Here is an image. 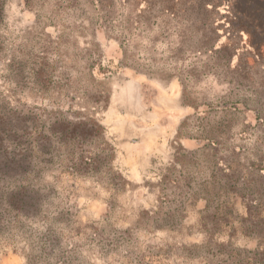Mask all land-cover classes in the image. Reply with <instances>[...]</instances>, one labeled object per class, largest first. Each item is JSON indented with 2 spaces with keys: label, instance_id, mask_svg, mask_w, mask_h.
<instances>
[{
  "label": "rangeland",
  "instance_id": "1",
  "mask_svg": "<svg viewBox=\"0 0 264 264\" xmlns=\"http://www.w3.org/2000/svg\"><path fill=\"white\" fill-rule=\"evenodd\" d=\"M263 252L264 0H0V264Z\"/></svg>",
  "mask_w": 264,
  "mask_h": 264
},
{
  "label": "trees",
  "instance_id": "2",
  "mask_svg": "<svg viewBox=\"0 0 264 264\" xmlns=\"http://www.w3.org/2000/svg\"><path fill=\"white\" fill-rule=\"evenodd\" d=\"M73 124H74V129L72 130V132L69 133V135L68 134L66 135L65 128L59 130V127L56 125L48 129L49 135H47L45 131L39 132L37 138V146H36L38 152L44 155L45 157L48 155L49 156L52 155L54 150L52 149L53 141H56L58 145L65 148H68V142H73L78 148L83 147L91 139H95V137L97 138L101 134V129H103L102 125L97 122L90 123L88 121H79ZM80 127H83V129L79 130ZM110 151H112L113 153V150L111 148ZM99 162L100 160L98 159L97 156L81 155L78 157V162L73 163L71 169L74 172L82 173L83 172V168H81L82 166L84 165L86 166L87 164L88 167H94L97 166ZM91 170H93V168ZM12 207L15 210L26 212L24 206L14 204ZM258 254L259 253H255V255ZM262 254L264 255V252Z\"/></svg>",
  "mask_w": 264,
  "mask_h": 264
}]
</instances>
